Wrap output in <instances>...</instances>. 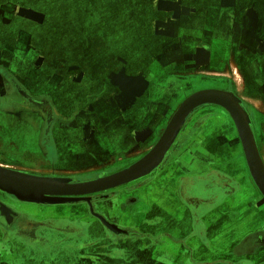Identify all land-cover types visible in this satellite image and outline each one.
<instances>
[{
  "label": "crops",
  "instance_id": "crops-1",
  "mask_svg": "<svg viewBox=\"0 0 264 264\" xmlns=\"http://www.w3.org/2000/svg\"><path fill=\"white\" fill-rule=\"evenodd\" d=\"M232 25L226 15L212 26V35H207L211 49L198 50L195 60L187 63L196 64L190 69L185 66L184 51L185 47L191 51L194 43L185 38H201L199 31L184 32L183 49L172 53L155 45L148 48L145 60L128 65L116 58H103L105 63L116 64L107 72L112 78L106 81L111 90L96 89L92 96L111 100L112 109L98 104L93 113L68 119L62 127L72 128L60 126L55 132L57 153L75 162L71 170L76 172L125 168L157 144L182 102L203 90H232L229 92L237 94L241 105L243 100L254 109L257 124L262 125L257 129L264 130V51L256 56L247 51L249 41L242 44ZM82 46L84 51L62 68L46 65L51 82L58 83L68 73L82 81L104 80L105 63L86 64V56L101 58L118 49L94 50L89 40ZM32 56L30 61L3 57L0 80L12 73L24 86L41 63ZM206 56L210 61H202ZM119 67L128 69L121 71ZM205 68L208 71H202ZM204 79L214 85L200 87ZM192 114L195 123L188 129L191 138L181 136L186 120L176 139L181 147L173 152L171 164L165 168L161 164L145 181L140 182L141 178L129 183H135L137 189L108 204L126 208L113 215V221L120 225H114L117 231L108 232V237L103 231L99 236L88 230L84 235L89 236L88 243L80 245L79 240L60 235L56 243L40 251L35 262L24 257L23 264H212V255L223 246L229 247L230 261L219 264H264V200L250 174L235 122L227 110L214 104L200 106ZM86 161L93 164L85 165ZM216 183L221 184L222 195L220 201L212 203ZM69 218L63 221L73 224L74 219ZM84 221L95 222L93 218ZM212 228L216 230L213 237ZM75 244L86 249L73 250ZM97 247L103 250L97 252ZM22 258L4 255L7 261Z\"/></svg>",
  "mask_w": 264,
  "mask_h": 264
},
{
  "label": "flooded vegetation",
  "instance_id": "flooded-vegetation-1",
  "mask_svg": "<svg viewBox=\"0 0 264 264\" xmlns=\"http://www.w3.org/2000/svg\"><path fill=\"white\" fill-rule=\"evenodd\" d=\"M207 1L208 0H198L196 4L197 13L193 17L184 16L178 24H160L165 30L164 34L170 35V32L172 30L174 31L175 34H172V36L177 42L171 46L168 44L162 45L160 43L163 41V38L157 33L159 37H156L153 41L157 47L162 45L161 47L167 49L170 53L175 52L177 49L182 50V34L187 31H199L202 34L201 38H192L190 36L189 38H185L189 43H194L191 51L186 47V51H184L185 66L187 69H190L196 64L192 65V63H187L191 59L195 60V55L198 50L211 49V43L208 42L209 37H207V35H212V26L216 27L215 25L220 23V20L228 15L232 20L234 34L240 36V42L242 40V44H244L246 41H249V43L246 44L248 47L247 51L254 56L264 51V0H212L210 6ZM21 20L18 8L15 4L0 0V29L3 28L6 31L5 33L0 30V63L1 59L3 61V57H16L18 59L30 61L33 59L32 54L37 59H40L41 62L40 50L34 45L21 41L20 37L23 34L19 29ZM26 34L29 33L26 32L24 35ZM90 36L91 38L89 39L87 37V39L94 50L116 49V41L107 40L106 37L101 34ZM33 39H35V44L37 39L36 37H33ZM106 55L107 54H105L104 59H106ZM202 61H204L203 58ZM65 62L66 60L60 58L57 61L48 62L47 65L53 66L54 68L56 66L57 69H60L64 66ZM44 72V70L39 71V74L43 75ZM27 83L30 85L28 86ZM48 84H50L49 81ZM58 85H63L66 92L70 95L69 99L68 97L66 99L64 98L65 102L63 105L58 104L54 96L57 94L56 91L58 89L52 90L50 87L46 88V86H44L46 90L39 88L37 92L35 91L32 77H27V80L24 81V86L22 82L19 81L18 76L12 73L1 78L0 142L8 137V132L18 134L19 130L22 132L32 131V138L29 137V140L33 142V149L36 151V155L41 157L42 160L50 159L54 162L49 166L38 167L12 163L4 159V155L1 153L2 145L0 144V166L31 175L67 178L71 179L73 183H82L112 175L134 164L135 162L122 169H105L86 173L71 170L72 167H76L75 164L68 165L63 163L65 159L57 153L59 149L54 141L55 132L61 129L62 126H65L68 119H70V121L74 119L78 120L79 115L82 114L86 116L98 110V104L105 108L112 109V101L92 96L96 92V89L100 90L103 88V90H111L106 80L88 82L87 79L85 80L83 78L82 81V78L78 75L68 73L63 79L58 80ZM89 86L93 87L94 91L90 90ZM224 87L227 88L228 85L225 83ZM221 91L229 92L232 90ZM108 101L109 104L107 103ZM242 107L250 115L251 129L260 156L264 162V130L261 129L262 131H258L257 129L259 122L255 117L254 109L243 100ZM72 114L73 116H71ZM193 118L194 116L192 114L187 119L185 129L183 130L184 133L182 132L181 135L183 139L184 136H186V139L188 137L191 138L192 131L188 129L195 123V119ZM58 124H60L59 127H56ZM71 128L72 125L66 128L62 127V129L65 130ZM21 135L26 137L23 133ZM22 139L24 140V138ZM180 147L181 142L176 140L170 149V155L165 157L166 161L164 160L161 168H165L171 164L170 159H172L173 152ZM140 159L141 158L138 160ZM60 169L62 171H60ZM150 176L151 175L144 177V179L142 178L139 181H145L147 178L149 179ZM221 188L220 183H216L215 186L212 187V203L220 201L222 195L220 194ZM136 189L137 186L135 183L126 184L112 190L85 196L86 199L82 201L55 205L24 202L0 190V264H23L24 257L27 258L28 261L31 260L35 262V258L39 255L40 251H46L49 248V244L56 243L60 235L65 236L67 239L78 241L84 237L88 230H92L99 236L100 234L101 236L103 235V231L109 237L108 232L111 233L114 232V230L110 229L96 215L103 217L111 225L120 227L119 224L113 221V215L117 212H124L126 208L124 205L121 207L114 205L110 207L108 204H111L112 200L118 198L120 195L132 193ZM258 192L264 200V196L259 188ZM68 216H70L69 219H74L73 224H66L64 222L68 221ZM87 218H93L95 222L84 221ZM96 222L97 224L99 223V225H95L94 223ZM52 245L53 244L50 246ZM92 246L93 245L90 247ZM72 249L83 251L86 247L76 246L75 244ZM99 250L103 249L97 247V252ZM4 255H18L19 258H23L20 261H7L4 259Z\"/></svg>",
  "mask_w": 264,
  "mask_h": 264
},
{
  "label": "rangeland",
  "instance_id": "rangeland-1",
  "mask_svg": "<svg viewBox=\"0 0 264 264\" xmlns=\"http://www.w3.org/2000/svg\"><path fill=\"white\" fill-rule=\"evenodd\" d=\"M2 1H9L18 8L19 16L22 19L19 25V29L23 33L20 37L21 41L34 45L41 52V63L38 69H42L45 72L40 75L38 69V71L33 69L31 77L34 80L35 91L38 92L39 88L46 90L49 87L52 90L58 89L56 91L57 94L54 96L60 105H63L65 102L64 98L68 97L69 99L70 95L66 92L63 85H58L55 81L51 82L52 79H48L50 78V72L46 68L48 62L57 61L60 58L72 62L81 53V50L84 51L85 46H82V44L87 43V37L90 39V35L94 34H101L107 40L116 41L118 52L107 54L106 59L113 60L116 58L124 65L130 64L131 61H143L147 57L148 48L156 45L153 41L156 37H159L157 33L163 38L160 43L162 45L168 44L171 46L177 42L172 36V34H175L174 31L172 30L170 35L164 34L165 30L160 24H178L184 16L193 17L197 13L196 4L198 2V0ZM207 3L210 6L212 0H208ZM0 30L6 33L3 28ZM26 32L29 34L24 35ZM33 37L37 39L35 44ZM103 58L104 56L99 58L88 54L85 63L97 62L99 64ZM204 60L207 62L210 61V58L206 56ZM115 66L116 64L108 63L102 66L105 71L104 80H112V78L107 76V72L109 70L112 71ZM127 69V67H119L121 71ZM202 71L208 70L205 68ZM48 81L50 84H48ZM27 85L29 86L30 84L27 83ZM200 85H202L200 87H208L214 84H212V80L204 79ZM197 88L195 87V89ZM89 89L94 91L91 86H89ZM29 132L20 130L18 134L8 132V139L4 138V141L0 142L4 159L24 166L52 165L54 161L50 159L42 160L41 157L36 155V151L33 149V142L29 140V137L32 138V131ZM22 133L26 137H23ZM63 163L71 165L75 162L70 163L64 160ZM90 164H93V162H85V165ZM60 171L62 170L60 169ZM213 233H216L215 228H212V237ZM88 240L89 236H84L77 244H87ZM228 249V246H223L219 249L217 255L213 254L212 264H219L220 261L227 263L226 259L230 261ZM56 251L59 252L61 250L57 248ZM70 251L66 250V252ZM55 252L52 254H56ZM71 252L74 253L73 251ZM241 260L243 261V259Z\"/></svg>",
  "mask_w": 264,
  "mask_h": 264
},
{
  "label": "water",
  "instance_id": "water-1",
  "mask_svg": "<svg viewBox=\"0 0 264 264\" xmlns=\"http://www.w3.org/2000/svg\"><path fill=\"white\" fill-rule=\"evenodd\" d=\"M207 104L221 106L231 115L252 179L264 196V162L251 129L250 117L233 93L221 90H203L185 99L157 144L144 157L122 171L92 181L73 183L67 178L41 177L0 166V190L24 202L55 205L82 201L86 199L85 196L112 190L144 178L162 164L190 114ZM96 216L114 232L117 231L116 226L103 217Z\"/></svg>",
  "mask_w": 264,
  "mask_h": 264
}]
</instances>
